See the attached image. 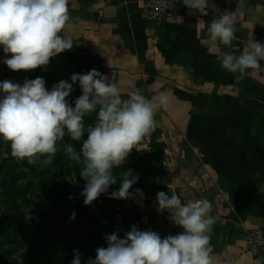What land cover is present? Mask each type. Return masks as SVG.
I'll use <instances>...</instances> for the list:
<instances>
[{
	"label": "crops",
	"instance_id": "crops-1",
	"mask_svg": "<svg viewBox=\"0 0 264 264\" xmlns=\"http://www.w3.org/2000/svg\"><path fill=\"white\" fill-rule=\"evenodd\" d=\"M144 5L145 0H69L74 43L64 52H87L81 58L91 67L117 70L105 75L122 99L135 90L149 99L167 92L169 106L156 112L155 129L132 152L152 151L155 139L164 143L161 169L167 177L156 186L175 192L182 203L210 202L213 264H264L245 249L248 230L264 225V61L239 83L219 63L221 52L238 56L250 39L264 44V0H209L207 16L179 0L175 18L163 22L143 19ZM224 12L236 28L231 47L208 38L207 26ZM6 58L10 54L0 46V82L23 86L35 79L10 70ZM130 198L148 220L160 216L161 238L183 231L159 205Z\"/></svg>",
	"mask_w": 264,
	"mask_h": 264
},
{
	"label": "clouds",
	"instance_id": "clouds-1",
	"mask_svg": "<svg viewBox=\"0 0 264 264\" xmlns=\"http://www.w3.org/2000/svg\"><path fill=\"white\" fill-rule=\"evenodd\" d=\"M182 3L201 16L208 15L209 0ZM213 11L219 13L218 8ZM72 19L69 0H0V46L10 54L3 63L12 71L46 67L51 58L73 48L74 37L69 30ZM207 31L211 41L228 47L237 39L228 12L215 17ZM261 61L264 44L254 39L238 56L233 52L219 54L221 67L232 73L237 83L251 74L248 70L262 68ZM71 81L61 80L51 91L46 89L43 77L25 80L23 86L8 80L0 82V137L10 143L12 157L27 160L29 165H50L58 145H62L69 159L82 165L80 176L86 183L80 195L85 205H91L117 183L113 169L123 165L155 129L156 112L167 109L170 100L165 91L149 99L140 90L122 99L117 84L96 69L73 74ZM77 81L82 94L72 107L66 98ZM93 112L96 122L85 127L84 117ZM85 132L87 139L80 151L64 143L66 135L72 141H81ZM137 180L125 171L118 191L111 192L109 198L129 199L133 196L129 190ZM136 194L143 197L140 189ZM156 199L158 211H167L172 223L183 229L181 233L161 238L155 231H141L133 225L124 238L115 232L106 235L107 247L97 248L95 259L86 264H213L211 233L215 219L210 215V202L201 199L182 203L175 192L169 196L164 191L158 192ZM71 219H75V213ZM71 264H81L78 250H74Z\"/></svg>",
	"mask_w": 264,
	"mask_h": 264
},
{
	"label": "trees",
	"instance_id": "trees-1",
	"mask_svg": "<svg viewBox=\"0 0 264 264\" xmlns=\"http://www.w3.org/2000/svg\"><path fill=\"white\" fill-rule=\"evenodd\" d=\"M55 65L33 77H43L49 91L55 82L45 74ZM64 143L81 150L77 141L67 135ZM1 146L4 144L0 137ZM152 146L165 149V144L157 139ZM5 147L7 151L0 156V264H71L74 250L79 251L81 264H86L87 257L95 259L96 249L107 247L108 234L94 231L92 225L103 220L115 223L116 213L123 208L119 200L109 198L108 192L102 200L98 197L91 205H85L80 195L84 183L60 181L64 177L80 176L82 167L69 159L62 145H58L53 162L47 166L29 165L27 160L12 157L10 143ZM164 159L163 154L161 162ZM118 171L119 168H114V175ZM158 189L168 191L167 187ZM93 208L97 210L90 211ZM73 213L75 219H71ZM109 228L112 227L107 224L102 230ZM81 251H87V256Z\"/></svg>",
	"mask_w": 264,
	"mask_h": 264
},
{
	"label": "rangeland",
	"instance_id": "rangeland-1",
	"mask_svg": "<svg viewBox=\"0 0 264 264\" xmlns=\"http://www.w3.org/2000/svg\"><path fill=\"white\" fill-rule=\"evenodd\" d=\"M91 70L90 64L75 55H67L63 56V58L56 63L54 68L50 71H47L45 74L47 76H52L54 79V84L58 83L61 80H66L69 83H72L71 76L73 74H85ZM82 94L79 82L73 84V91L70 94L69 97L66 99L70 103L72 107L75 106V99L78 98ZM97 119L96 112L87 114L84 117V124L85 127H87L90 124H94ZM88 135L87 132L84 133V136L81 141H77V143L80 146V149H82V144L85 136ZM156 137V136H155ZM2 138V137H1ZM2 142L4 146L0 147V156L4 154L6 150V145L8 142L4 141L2 138ZM80 151V150H77ZM151 152H153V156H151ZM131 161L130 162H124L123 165L119 167L118 174L115 175L117 183L114 185H111L109 187L108 192L111 193L113 191H118L120 184L122 183L123 179V173L125 171H130L133 176L138 177V180L135 184H133L132 188L129 190L131 193H133V196H139L136 194V189H140L143 192L142 199H146L147 202L153 203L154 207L155 205H158V201L156 199V195L159 190V186H156V184L160 181V178H163L166 176L164 174L162 167V156L163 151L161 150V147L156 146L152 149V151L140 153L139 151H133L131 152ZM163 174V175H162ZM167 177V176H166ZM67 180L70 184H85L86 181L81 176L72 175L69 177L61 178L60 181ZM164 192L169 194V190ZM104 196V194H101V198ZM170 196V195H169ZM82 197V196H81ZM84 198V197H83ZM120 204H122V209L116 213V222L111 224L109 221H101L97 225H92L94 228V231L107 233L108 235L112 233H118L120 238H124L125 234L131 230V227L135 225L138 230L146 231V230H152L157 232L158 234L162 231V224L160 216L159 217H153L152 220H148L146 212L144 209H138V207L133 204L135 201H133L131 198L124 200V199H118ZM102 202V201H101ZM49 204H53L52 202H48ZM96 208L91 209L90 211H95ZM124 213V214H123ZM107 224L112 227L108 230H102V227L107 226ZM73 226V225H72ZM115 227V229H114ZM87 251H81V254L83 256H87ZM90 258L87 257L86 262Z\"/></svg>",
	"mask_w": 264,
	"mask_h": 264
},
{
	"label": "built area",
	"instance_id": "built-area-1",
	"mask_svg": "<svg viewBox=\"0 0 264 264\" xmlns=\"http://www.w3.org/2000/svg\"><path fill=\"white\" fill-rule=\"evenodd\" d=\"M179 4V0H145L142 17L145 20H153L156 22H163L165 20L175 18L176 8ZM64 55V52L51 58L49 65L46 67L37 68L31 71H16L20 76L29 78L39 74L43 69H47L60 61ZM75 56H86L87 52H75ZM92 69H96L102 74H116L118 71L115 69L104 68L101 65H93ZM3 82V81H1ZM245 249L255 259L264 261V225L250 228L245 238Z\"/></svg>",
	"mask_w": 264,
	"mask_h": 264
}]
</instances>
